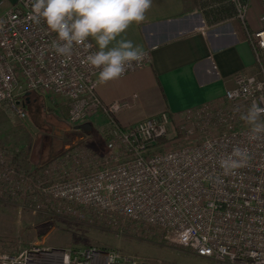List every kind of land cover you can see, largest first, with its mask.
<instances>
[{
    "label": "built area",
    "instance_id": "2783aa9c",
    "mask_svg": "<svg viewBox=\"0 0 264 264\" xmlns=\"http://www.w3.org/2000/svg\"><path fill=\"white\" fill-rule=\"evenodd\" d=\"M228 2L251 45L253 69L237 72L233 86L217 101L179 117L163 110L123 127L114 116L131 107L132 99L104 103L98 98L99 70L83 62L96 47L86 51L77 46L71 59L58 56L51 48L56 34L28 19L30 0H15L0 15V109L24 120V102L37 92L63 97L67 121L74 127L102 112L110 153L90 171L88 162L68 151L34 176L32 167L18 163L25 155L23 147L0 146V193L29 191L35 193L33 200L58 202L73 218L117 231L127 225L154 227L169 243L209 264H264V136L250 140L249 126L240 119L254 100L264 97V12L262 25L250 30V0ZM144 52V59L127 66L123 76L148 65L150 54ZM172 124L185 141L166 149L157 141L167 136ZM196 134L195 140L186 139ZM234 147L247 149L251 159L225 175L219 160ZM0 264L149 263L114 249L33 243L15 252L0 251Z\"/></svg>",
    "mask_w": 264,
    "mask_h": 264
},
{
    "label": "crops",
    "instance_id": "0c3cea01",
    "mask_svg": "<svg viewBox=\"0 0 264 264\" xmlns=\"http://www.w3.org/2000/svg\"><path fill=\"white\" fill-rule=\"evenodd\" d=\"M260 1L253 0L257 23L248 27L250 30L262 25L259 16L264 9ZM14 2L0 0V15ZM123 37L148 50L150 62L117 80L98 85L96 94L104 103L132 99L131 107L119 112L126 127L163 110L179 117L190 109L217 101L225 89L233 86L237 72L254 67L253 51L238 19L208 22L201 14L194 17L186 0H153L146 20L130 26ZM38 95L41 94L30 93L27 103L34 102ZM54 97L53 104L67 110L65 99ZM104 121L102 112L88 119L97 127L103 126ZM35 145L28 137L22 146L28 147L32 159L37 161L40 156L33 151Z\"/></svg>",
    "mask_w": 264,
    "mask_h": 264
},
{
    "label": "rangeland",
    "instance_id": "374dc122",
    "mask_svg": "<svg viewBox=\"0 0 264 264\" xmlns=\"http://www.w3.org/2000/svg\"><path fill=\"white\" fill-rule=\"evenodd\" d=\"M218 0H186L190 13L195 17L201 14L203 6H209ZM260 7L264 9L263 1ZM254 2L250 0L246 14L248 27L257 23L253 13ZM260 19V16H259ZM256 22V23H255ZM33 95V94H32ZM55 95H38L26 108V118L6 114L0 109V146H21L24 154L18 160L20 166L36 167L39 163L64 148L66 152L78 153L89 163V169L97 168L103 157L110 153L107 118L103 126L93 125L86 134L70 124L63 114V108L53 104ZM34 97V96H33ZM55 98V97H54ZM175 125L169 128L167 137H171L164 148H172L185 140L173 141ZM224 130V127H219ZM199 135L190 138L195 140ZM30 138L34 153L40 159L34 161L28 147L22 146ZM159 150L158 147L154 148ZM50 150V151H49ZM65 152V153H66ZM63 155V154H62ZM44 164H51L55 159ZM23 166V167H24ZM87 166V165H86ZM88 170V169H86ZM35 193L25 191L21 195L5 196L0 193V251L15 252L33 243L46 246L83 249L89 246L114 249L121 254L133 255L149 264H209L208 261L194 256L177 244L169 243L161 231L154 227L125 226L117 231L109 225L94 221H81L63 213L60 203L46 200H33Z\"/></svg>",
    "mask_w": 264,
    "mask_h": 264
},
{
    "label": "clouds",
    "instance_id": "9594fccd",
    "mask_svg": "<svg viewBox=\"0 0 264 264\" xmlns=\"http://www.w3.org/2000/svg\"><path fill=\"white\" fill-rule=\"evenodd\" d=\"M153 0H30L28 19L47 31L56 34L52 50L66 59H71L77 46L90 51L84 63L98 69V85L121 78L127 66L141 62L146 53L123 37L130 26L146 20ZM3 21H0L2 27ZM89 41H94L90 43ZM264 97L253 101L240 119L249 126V139L264 136ZM251 159L247 149L234 147L232 152L220 158L219 166L225 175L243 168Z\"/></svg>",
    "mask_w": 264,
    "mask_h": 264
},
{
    "label": "trees",
    "instance_id": "16d2710c",
    "mask_svg": "<svg viewBox=\"0 0 264 264\" xmlns=\"http://www.w3.org/2000/svg\"><path fill=\"white\" fill-rule=\"evenodd\" d=\"M203 10V14L206 18V20H208V22H218L220 20H223L225 18H230V17H234V8L232 6V4L230 2H228V0H218L215 3H213L212 5L209 6H203L202 8ZM27 99L24 102V110L26 111L27 108ZM63 114L65 116V118L67 117V110L66 108L63 109ZM114 120L115 122H117L118 124H120L123 127H126L125 125H123L119 119V113L116 114L114 116ZM172 138L174 139L173 141L179 140L181 139V132L179 130H177L175 128V133L172 136ZM171 140V137H161L158 139L157 144H167L169 143ZM172 141V140H171ZM66 152V149L61 148L57 151H55L54 153H52V155L48 156L47 159L41 161L36 167L32 168L31 170V174L34 176H38L39 175V171L42 169V167L44 166V164L48 163L49 161L53 160L56 157H61L62 154H64Z\"/></svg>",
    "mask_w": 264,
    "mask_h": 264
},
{
    "label": "water",
    "instance_id": "95a60500",
    "mask_svg": "<svg viewBox=\"0 0 264 264\" xmlns=\"http://www.w3.org/2000/svg\"><path fill=\"white\" fill-rule=\"evenodd\" d=\"M76 128L86 134H89L91 132L92 125L90 122L87 121V122L77 125Z\"/></svg>",
    "mask_w": 264,
    "mask_h": 264
}]
</instances>
